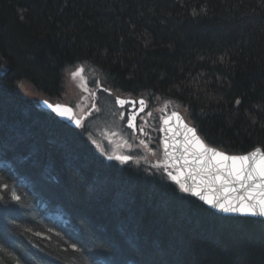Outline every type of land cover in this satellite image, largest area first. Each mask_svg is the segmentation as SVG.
<instances>
[{
	"label": "trees",
	"instance_id": "16d2710c",
	"mask_svg": "<svg viewBox=\"0 0 264 264\" xmlns=\"http://www.w3.org/2000/svg\"><path fill=\"white\" fill-rule=\"evenodd\" d=\"M80 62L183 106L211 146L264 151V0H0V264H264L261 219L114 168L16 88L59 95Z\"/></svg>",
	"mask_w": 264,
	"mask_h": 264
},
{
	"label": "water",
	"instance_id": "95a60500",
	"mask_svg": "<svg viewBox=\"0 0 264 264\" xmlns=\"http://www.w3.org/2000/svg\"><path fill=\"white\" fill-rule=\"evenodd\" d=\"M39 103L42 106L44 105L45 109H48L45 102L40 101ZM65 106L69 107L67 105ZM68 115L72 117L71 121L67 119V116L57 117L67 125L76 127L75 121L78 118L74 115L73 110H71ZM165 120H168L169 123L165 124ZM162 122V154L169 166L176 171L181 184L188 187L190 192L196 191L203 193L209 198L225 199H232V197L238 198V196L243 193L244 190L240 187V185L241 183L247 182L246 174L241 175L240 179H238L237 176L233 174L234 169L231 160L222 161L219 157H214L211 152H205L199 149V147L196 146L192 140V134L187 131L185 127L187 124L184 121H177L174 116L169 115L165 117ZM211 149L216 152L223 153L214 148ZM253 153L256 154L254 165H259L261 163V158L264 157V152L262 153L259 150H254L252 153L241 156L251 157ZM223 154L228 156L225 153ZM232 156L233 155H229V157ZM249 163L252 164L253 162L249 161ZM236 169H239L238 163L236 165ZM225 189H228L229 191L226 193ZM233 189L236 191H232ZM233 202H235V200H233ZM215 212L220 215L245 216L232 213H220L218 211ZM257 218L264 219V217Z\"/></svg>",
	"mask_w": 264,
	"mask_h": 264
},
{
	"label": "flooded vegetation",
	"instance_id": "af4514ba",
	"mask_svg": "<svg viewBox=\"0 0 264 264\" xmlns=\"http://www.w3.org/2000/svg\"><path fill=\"white\" fill-rule=\"evenodd\" d=\"M94 75L96 79L94 81H91L89 87L84 86L81 82V85L83 86L81 87L82 93L79 98L78 106H84L82 107V113L80 114L84 115L83 120L90 118L92 119L94 116H96V114H98V116H100L103 121L108 119L107 124H109L108 126L110 128L107 127L104 132H99L105 138V142H103L102 139L97 140L100 147L98 148L99 152L103 154L104 158L112 156L113 159L110 161H112L113 163L134 166L135 164H137V162H140V159L142 158L138 156L134 157L133 152L138 149L136 146H134V143L140 142L141 145H144L147 148H150L152 145L150 149L151 151L152 149L155 150V142L159 140V134L156 131L158 122H156L155 119L152 118L153 111H150V102L152 101L151 99L156 98L151 96L135 98L131 95L119 97V95L113 94L114 91L109 86L100 84V81L97 80L98 74L95 73ZM90 79L93 80L92 77L87 78V80ZM84 80H86V76L84 77ZM94 83L95 87H93ZM103 94L104 96H107L109 98L111 97V95H113L114 97L113 103H110L112 105V109L110 111H105V109H107L106 106L102 107L100 98ZM117 97L124 99L123 101L125 102H134H127L122 108L119 109V111L114 112V105L120 107L118 106L120 104L116 102ZM141 99H143L147 105L146 107H144L143 111L140 110L141 107H143L139 103ZM116 116L118 117V125L115 124ZM130 121H132L136 125L135 128L129 127ZM141 129H143V131H141ZM115 134L117 135V137L113 138V136H116ZM113 141L115 142L113 145L114 151H112L113 147L111 146ZM119 142L122 143L119 144ZM118 155L129 156L130 159L126 163H121L119 160L115 159V157H117ZM135 167H137V165Z\"/></svg>",
	"mask_w": 264,
	"mask_h": 264
},
{
	"label": "rangeland",
	"instance_id": "374dc122",
	"mask_svg": "<svg viewBox=\"0 0 264 264\" xmlns=\"http://www.w3.org/2000/svg\"><path fill=\"white\" fill-rule=\"evenodd\" d=\"M58 75L60 76V82L62 85V91L59 92L60 96L58 98V101H60L61 103H63L64 105H68V106H74L73 112L74 115L78 118L79 115H81L80 113H82V107L84 105L78 106L79 105V98L81 96V91H82V85H81V80L83 79V77L85 76H89L92 77L93 80L96 79L95 77V73L99 75L100 72H97V69H95L94 67H90L89 65L80 62V63H75L72 65H68L66 67H64L63 69H59ZM96 71V72H95ZM16 88L18 89L19 93L25 98L28 97L31 101L33 100L35 103H37L38 99H42L43 97L39 94H37V92L35 93V90L33 89V85L31 83H28L27 81H16ZM95 87V83L93 84ZM108 86V85H107ZM112 89V87H110ZM113 90V89H112ZM114 95H119V96H123L121 94L118 93H113ZM114 97L113 95H111V97H107L101 95L100 101L102 102V107L106 106L107 109H105V111H110L112 109V105L110 103H113ZM152 101L150 102V109L151 111H153V115L152 118L155 119L156 122H158V117L161 114H163L166 109H176V111H178V113L184 118V120L188 123V124H192V122L189 120L188 115H187V110L182 106H180L179 104H175V106L173 105L172 102H170L169 100H165V99H151ZM100 104V103H99ZM77 105V106H75ZM115 107V105H114ZM45 111H49L50 110H45ZM96 114V113H95ZM54 115V114H53ZM57 117V116H56ZM58 118V117H57ZM118 117H115V124L118 125ZM108 123V119H106L105 121H103L100 116H98V114H96V116H94L92 119H85L82 121L81 123V128L79 129L82 133H84V135L86 137H88L90 139V141L92 140L93 143L95 145H97V141L98 139H102L103 142H105V138L104 136H102L99 132L102 131L104 132L105 129L110 128L107 124ZM116 135V134H115ZM116 136H113V138H116ZM121 137V136H120ZM122 138V137H121ZM123 142V141H122ZM122 142H119L122 143ZM114 141L112 143V147L114 145ZM158 148L161 151V145L160 143L158 144ZM138 146V149L134 152V156H141L144 159L142 160V162H137V164H135L134 166H132V168H141V166H139L141 163L144 166V168H148V169H154V172L156 171V173H159L160 175H165L166 179L173 185L174 188L178 189L179 192H182L180 189V180L177 177V174L175 171L172 170L171 167H169L165 162H163V158L161 156H159V153H157L155 151V155H152L151 152L149 153L148 151H150L149 148L145 147V146ZM120 147V146H119ZM144 147V148H143ZM218 149V148H217ZM148 150V151H147ZM112 151H114V147L112 148ZM152 156V158H151ZM147 159V160H146ZM149 159V160H148ZM137 165V167H135ZM148 173V172H147ZM153 173V172H152ZM175 176L176 180L179 181V183L176 182V180H173L171 177ZM156 178H158V176H156ZM159 180L156 179V181ZM161 180H163V178H161ZM161 183V182H160ZM62 215V214H61ZM58 216L55 215L56 218H53L54 221H56V223L61 224L62 226H64V224L66 223V219L65 216Z\"/></svg>",
	"mask_w": 264,
	"mask_h": 264
},
{
	"label": "snow or ice",
	"instance_id": "6c2138e0",
	"mask_svg": "<svg viewBox=\"0 0 264 264\" xmlns=\"http://www.w3.org/2000/svg\"><path fill=\"white\" fill-rule=\"evenodd\" d=\"M195 15V13H193ZM118 104L124 105L126 102L121 100L117 97ZM47 108L51 111L48 112L49 118L55 120L56 116L59 117H66L69 121L72 120V117L68 115L71 112V108L62 106L60 104L53 105L50 102H45ZM141 107V111L144 110L146 107V102L141 99L139 101ZM237 104L240 103L238 99L236 101ZM55 114V115H53ZM172 116L176 118L177 121H181L182 118L175 112L172 113ZM59 123V121H57ZM165 124L169 123L168 120L164 121ZM76 127H81L80 120L75 121ZM66 127L69 132H74V130L69 125H62ZM129 127H136V125L130 121ZM188 132L192 134V140L196 146L199 147L202 151L211 152L214 157H219L222 161L231 160L233 163L234 173L238 179H240L241 175L246 174V183H241L240 187L244 190L242 194L237 197H232V199H225V198H209L205 196L201 192L192 191L191 195L193 197H199L200 201L203 203H198L195 199H187L185 196H179L175 193L173 189V193L178 196L179 199L187 200V203L192 205L197 211L214 214L212 210L218 211L220 213H232V214H239V215H250L253 217H264V157L261 158V163L259 165H254L255 156L256 154L250 156H226L223 153L216 152L211 148H205L203 142L197 137V130L195 127H188L185 125ZM143 131V129H141ZM109 160H112L113 157L109 156ZM116 160H119L121 163H126L130 157L129 156H117L115 157ZM249 161L253 163L250 164ZM237 163L239 164V169H236ZM173 180H176V177H171ZM179 183L178 180H176ZM180 189L183 193H189L190 189L183 184H180ZM229 190L225 189L227 193ZM232 191H236L233 189ZM14 200H19L18 196H13ZM235 200V202H233ZM204 205H208V208H205ZM259 223L264 224V220H259ZM39 235V234H37ZM75 247V245H73ZM113 253H116V249L113 246ZM113 264H122V262H113Z\"/></svg>",
	"mask_w": 264,
	"mask_h": 264
},
{
	"label": "bare ground",
	"instance_id": "6f19581e",
	"mask_svg": "<svg viewBox=\"0 0 264 264\" xmlns=\"http://www.w3.org/2000/svg\"><path fill=\"white\" fill-rule=\"evenodd\" d=\"M99 72V71H98ZM60 77V76H59ZM87 78H89V76H86V80H84V77H83V80L81 81L82 83H83V85L84 86H86V87H89L90 86V84H91V81H94V80H87ZM97 80H99L100 81V84L101 85H103V84H105V85H108L109 87H112V84L109 82V80H107V76L105 75V74H103V72L102 73H99V75L97 76ZM82 85V86H83ZM33 89L35 90V93L37 92V94H39V95H41L43 98L42 99H38L37 100V103L38 102H40V101H43V102H46V101H48V99H50L51 101H52V104H54V105H56V104H60L61 105V103H60V101H58V98H59V96H60V94L58 95L55 91H52V93L50 94V95H45V94H43V93H41V92H39V90L36 88H34L33 87ZM56 89H59V91H62V85H60V86H58V87H56ZM59 91H58V93H59ZM113 91H114V93L116 92V93H118V94H121V95H123V96H126V95H131V96H133V97H135V98H142V97H144V95H145V93H142L140 90H137V91H131V90H126V91H122V90H120V89H118V88H115L114 87V89H113ZM33 101V100H32ZM127 102V101H126ZM37 103H35L34 101H33V104L36 106V107H38L36 104ZM62 106H65L64 104L62 105ZM118 106H120V107H117V106H115L114 107V112L115 111H119V109L120 108H122L124 105H118ZM71 108V107H70ZM42 110H45V107H44V105L42 106ZM72 110V109H71ZM85 148H88V152L90 153V154H92V155H94L95 154V151L93 152V150H92V148H89L88 146H86L85 145ZM119 156V155H118ZM111 166H113L114 168H119V169H122V170H125V171H129V170H131L132 169V167L129 165H121L120 163L119 164H116V163H113V164H111ZM133 170H135V169H133ZM49 174V173H48ZM47 174V175H48ZM50 175V174H49ZM46 179H50L51 177H45ZM191 193V192H190ZM44 213H47L48 211L49 212H53V209L52 210H50L49 208H44ZM53 217H51L50 216V218H49V221H50V223H52V224H55L54 225V230H55V232L56 233H64V232H68V229H67V227H65V225L64 226H62L61 224H58V223H56V221H54L53 219H52ZM62 233V234H63ZM111 258L110 257H103V258H99V260H101V261H104V262H108L109 263V261L108 260H110Z\"/></svg>",
	"mask_w": 264,
	"mask_h": 264
}]
</instances>
